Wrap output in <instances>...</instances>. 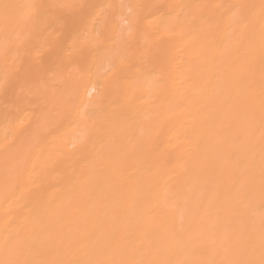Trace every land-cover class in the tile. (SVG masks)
Returning a JSON list of instances; mask_svg holds the SVG:
<instances>
[{"label": "bare ground", "instance_id": "1", "mask_svg": "<svg viewBox=\"0 0 264 264\" xmlns=\"http://www.w3.org/2000/svg\"><path fill=\"white\" fill-rule=\"evenodd\" d=\"M0 81V264L264 262V0H0Z\"/></svg>", "mask_w": 264, "mask_h": 264}, {"label": "snow or ice", "instance_id": "2", "mask_svg": "<svg viewBox=\"0 0 264 264\" xmlns=\"http://www.w3.org/2000/svg\"><path fill=\"white\" fill-rule=\"evenodd\" d=\"M5 8H8V5H4ZM31 10H32V15L33 16H38L40 14V9L43 7L42 5L39 4H32L28 6ZM59 7H76L74 5H60ZM79 7H83V6H79ZM5 83L3 81H0V88L5 87ZM109 264H116V262H109ZM262 264H264V262H262Z\"/></svg>", "mask_w": 264, "mask_h": 264}]
</instances>
